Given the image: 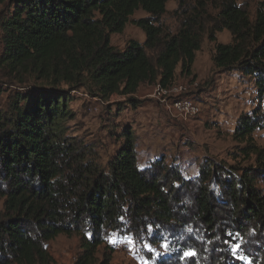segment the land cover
<instances>
[{"label":"trees","instance_id":"obj_1","mask_svg":"<svg viewBox=\"0 0 264 264\" xmlns=\"http://www.w3.org/2000/svg\"><path fill=\"white\" fill-rule=\"evenodd\" d=\"M167 2L0 0V66L22 83L46 84L0 110V264H57L48 243L61 234L80 238L73 264H112V233L135 244L166 243L155 264H264V147L255 138L264 127L261 109L241 114L233 132L234 159L251 164L206 163L194 179L165 158L140 167L131 126L104 166L65 141L62 84L135 102L144 84L171 87L179 74L195 81L206 33L216 43L214 66L251 77L264 95V1L253 16L237 0H209L215 16L205 0L182 1L174 33L162 23ZM138 10L147 15L131 20ZM129 21L146 40L118 48L111 36ZM225 29L231 41L217 42Z\"/></svg>","mask_w":264,"mask_h":264},{"label":"rangeland","instance_id":"obj_2","mask_svg":"<svg viewBox=\"0 0 264 264\" xmlns=\"http://www.w3.org/2000/svg\"><path fill=\"white\" fill-rule=\"evenodd\" d=\"M182 1L197 6L199 0H168L167 11L162 17L167 31H177L181 11H176ZM205 1L210 3L208 12L215 16L218 10L209 0ZM237 1L253 16L257 4L264 0ZM146 15L145 11L138 10L131 20ZM216 37L217 42L231 41V34L226 29L217 32ZM130 39L141 43L146 40L144 30L131 21L124 32L111 36L112 44L118 48H123ZM215 45L208 34H204L201 49L196 55L194 70L197 79L193 81L178 75L176 84L186 87L182 95H194L202 104L201 114L188 119L171 115L156 98V85H142L134 94L135 102H130L125 95L114 94L105 100L86 88H71L62 84L60 87L68 92L67 107L70 114L62 123L66 143L74 144L78 154L84 155L86 159L104 166L122 143L124 127L131 126L136 137L140 167L165 158L167 164L179 167L185 178L194 179L206 163L215 162L236 168L251 164L250 160L243 157L234 159L238 142L233 132L241 114L258 109L264 114V95H260L251 77L214 66ZM148 53L152 52L148 50ZM43 86H46L44 81L34 78H27L22 83L0 66V110L7 111L17 95ZM255 138L264 147V127L255 132ZM3 201L0 197V211L3 210ZM122 237L125 236L112 233L110 240L116 244ZM122 239H126L129 246L116 249L112 264H155L156 257L166 253L168 248L166 243L135 244L132 239ZM79 242L78 235L69 237L61 234L48 243L49 252L57 264H73L79 251Z\"/></svg>","mask_w":264,"mask_h":264},{"label":"built area","instance_id":"obj_3","mask_svg":"<svg viewBox=\"0 0 264 264\" xmlns=\"http://www.w3.org/2000/svg\"><path fill=\"white\" fill-rule=\"evenodd\" d=\"M186 87L174 84L171 87L156 86V98L168 109L171 115L178 119H188L201 114L202 104L194 95H182ZM126 239H120L116 243V249L128 245ZM131 247V246H130Z\"/></svg>","mask_w":264,"mask_h":264},{"label":"crops","instance_id":"obj_4","mask_svg":"<svg viewBox=\"0 0 264 264\" xmlns=\"http://www.w3.org/2000/svg\"><path fill=\"white\" fill-rule=\"evenodd\" d=\"M195 63H196V61H195ZM194 68H195V64H194ZM194 72H195V70H194ZM181 76V75H180Z\"/></svg>","mask_w":264,"mask_h":264}]
</instances>
